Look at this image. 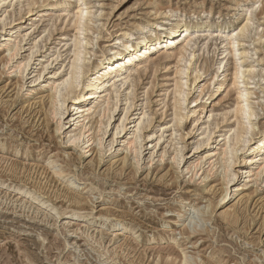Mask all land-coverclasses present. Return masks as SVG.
<instances>
[{
  "label": "rangeland",
  "instance_id": "rangeland-1",
  "mask_svg": "<svg viewBox=\"0 0 264 264\" xmlns=\"http://www.w3.org/2000/svg\"><path fill=\"white\" fill-rule=\"evenodd\" d=\"M78 4L0 0V264H182L184 255L186 264H264V156L244 161L264 132V0ZM45 5L55 9L40 17ZM79 8L89 15L85 70L115 36H138L147 22L154 32L155 23L179 19L202 28L183 53L194 55L192 64L177 61L176 49L112 81L110 96L93 105L90 132L72 144L81 125L70 122L73 99L82 102L85 77L54 88L71 71ZM247 17L244 57L235 61L227 29ZM184 65L188 80L177 74ZM236 65L253 77L237 82L255 113L242 146L233 141ZM178 81L187 82L180 105ZM222 83L228 90L218 96Z\"/></svg>",
  "mask_w": 264,
  "mask_h": 264
},
{
  "label": "bare ground",
  "instance_id": "bare-ground-1",
  "mask_svg": "<svg viewBox=\"0 0 264 264\" xmlns=\"http://www.w3.org/2000/svg\"><path fill=\"white\" fill-rule=\"evenodd\" d=\"M76 1L79 3V6L85 5V0ZM43 9L45 10H41L39 12L40 17L49 16V14L55 9V6L45 5ZM88 16L89 15L86 9H78L77 16L74 22L76 32L73 36L74 49L72 51V64L70 67L71 71L66 80H64L61 84L54 88L55 92L58 87H60V85H66L68 86V88L72 89L74 84H80L82 77H85L84 81L86 82L83 83V89L85 91V94L83 95L82 102L79 101V96H76L73 99L75 103V108L70 122H74L76 119H79L78 122L81 125L79 126L80 130L78 131V133L76 135L70 136L67 140L68 143L72 144L78 141L85 134H88V132H90L91 129H89L88 124L92 123V120L90 122L89 118H91V115L94 114V111H92L94 109L93 105L97 100L104 99L108 95L110 96L109 91L112 81L119 80L121 78L123 80V77L129 75L132 71H134V69L139 68L142 64L148 63L156 54L161 53L168 57V55L171 53L170 51L176 49H179V51L177 52V61L192 64V57L194 55L190 54L185 57L186 54L184 55L183 53H186V47H188L191 43L192 36L198 33L202 28V26L199 24L192 25L179 19L175 24H162L164 22L155 23L154 26L157 28V30H155L154 32L147 30V28L150 26V23L147 22L145 25L139 27L138 36L132 33H128L126 31H122L119 35L115 36L112 40L111 45L107 48L106 52L98 57L96 65L90 70H85L84 63L87 60L88 53L85 51V49H83V46H88L90 44V40L84 39L83 37H85V34L88 32V29L84 24V22L87 21L86 19L89 18ZM249 22L250 17H247L237 27H230L227 29V32L230 36L227 43L229 49L228 54L233 57L235 61H240L244 57V52L238 51V42L245 37ZM180 44L183 46L178 48V45ZM221 65L222 64L218 63V72L222 68ZM187 71L188 68L184 65L181 66V68L177 71V74L186 75L187 77ZM216 77L217 76L215 74V76H213V80L216 79ZM233 79L234 82L232 83V86H234L235 88H233L236 89V109L234 108V111L236 112V116L238 117L239 121H241L239 122L238 120H236V122H238L235 126L236 129H234L233 131V141L235 142V144H240L242 146L243 143L247 144V137H249L248 135H250V133L252 132V126L250 124V121L253 117H255V113L252 105L249 102L250 93L246 92L245 90H239V88L237 87V82L238 80H252L253 77L251 75V70L242 69L241 65H236L233 71ZM186 83L187 82L183 83L182 85L179 83V81L174 83L175 86L173 90L177 96V98L174 96L176 104H179L181 102L184 103L186 101V94L183 89V86L186 87ZM122 84H124V82H122ZM224 87L225 84L222 83L218 87V89L216 88V94H220L221 90ZM227 90L228 88H224L223 92ZM70 96H72L71 93ZM49 97L51 105L53 106L55 103V94L52 92ZM176 104L175 107H173V116L175 117L174 119H179L180 121L181 117L179 118ZM52 112L54 115L56 114L55 110H53ZM104 112L105 109L102 110V115L104 114ZM194 113V111L193 113L191 112L192 115ZM179 121L177 122V124L179 123ZM100 123L101 122H99V127ZM90 140L91 139H89L87 142H89ZM229 141H231V139H229ZM248 144L245 150L244 161L251 163L252 160H254L255 158L264 156V132L261 136H258L254 142L252 141ZM230 148L231 144L229 142H226L225 149L223 150L221 155H224V157H226L227 155H231V151L229 152ZM51 170L57 177L63 174L60 169L54 168ZM223 176V178L227 177L226 175ZM221 193L223 194L221 195L218 203H221L225 200L227 195V189H224L223 191H221ZM222 219L228 224H232L234 223L236 218L235 216L224 214ZM182 260V264H186L188 262V258L186 257V255L183 256Z\"/></svg>",
  "mask_w": 264,
  "mask_h": 264
}]
</instances>
